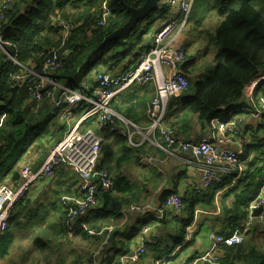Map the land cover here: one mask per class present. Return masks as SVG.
<instances>
[{
	"label": "crops",
	"instance_id": "1",
	"mask_svg": "<svg viewBox=\"0 0 264 264\" xmlns=\"http://www.w3.org/2000/svg\"><path fill=\"white\" fill-rule=\"evenodd\" d=\"M166 11L165 14L157 16V20L146 33L147 38L143 39L142 46L134 53L141 49L145 51L151 41V36L155 34V29L164 21L169 17H178V14L169 8ZM218 22L219 18L216 13L210 9V0L195 1L189 23L181 37V42L186 49L187 63L185 65H188V76L200 77L202 71L200 66L203 60L209 59L208 66L212 63L216 48L212 44L211 36ZM101 70H106L111 74L124 72L97 66L93 74L89 75V82L84 84H90L91 87L93 84L91 77ZM260 83H264V80ZM84 89L85 93H89V86H84ZM256 90L257 87L254 88V92ZM262 93H264V86L260 85L257 93L254 95L252 93L249 99L256 101ZM58 94L59 91L55 92V96ZM154 95V84L146 85V87H132L127 93L117 97L111 107L117 112L118 109L121 112H130L129 115L136 119V126L146 129L149 126L148 104ZM249 99L247 105H249ZM176 104L177 98L169 101L166 118L168 123H170L168 116L173 109L177 108ZM50 106L54 112V118L48 125V133L34 140L18 160L13 172L5 173L4 182L1 183L13 186L16 183L11 181L13 174L22 165L29 166L33 172L40 169L48 158L53 144L63 139L71 123L77 122L84 112L83 108L76 109L69 126H63L58 119L60 109L55 108L52 101H50ZM128 108H130L129 111ZM248 108L249 106L245 109ZM241 119L243 133L239 143L237 145L225 144L222 148L239 150L240 156L246 148H250L247 162H244L246 166L248 165V173L251 175L256 169L249 168L255 158L254 151L260 147L259 142L252 141V138L258 140L262 138L264 129L260 127L264 123L244 112ZM85 123L82 124L83 130L91 128L96 132L100 130L94 120L92 123ZM192 124L187 133L178 134L179 138L195 142L211 137V126L201 129L198 124L194 122ZM116 126L117 137L108 141V145L112 148V155L108 160L100 157V165L104 169L112 170L110 173L112 177L115 180L121 179L122 183L130 188L123 192L113 193L123 203L121 215L109 219L104 216L102 220L97 211L102 203H99L97 199L98 205L80 219L92 229L102 227L111 228L112 231L106 232L103 236L93 237L79 231L72 237L65 238L61 222L64 210L59 199L78 195L79 184L74 171L63 166L53 178L39 181L28 193L26 199L19 202L13 209L8 228L0 235V264H114L116 256L131 251L133 239L145 222L137 213H128L124 216L123 213L126 212L128 206L149 202L158 206L165 195L171 191L183 198L188 197L196 201L194 220L188 230L180 233L179 223L169 212L162 219V223L150 232L151 242L147 246L142 261L138 264H187L193 258L209 251L212 245L211 235L226 238L236 231H240L244 237L241 246L243 251L247 250L248 264L264 263V223L257 220L259 215L256 218L253 217V212L250 213L247 208L245 219L238 227L231 223L236 200L233 194H230V190L243 178L246 170L239 174L242 171L238 172L240 168L237 169L231 178L233 180L231 185L217 189H212L215 187L203 189L201 167L196 163L188 164L186 162L190 160L188 155L163 152L147 142L137 130L133 128L127 130L120 121ZM241 187L242 185L238 187V193ZM258 196H264V182ZM188 233H190L191 240L185 243ZM221 248L216 249L215 252L219 259L223 256ZM112 256L113 261L110 262L108 257ZM234 264H243V260L235 259Z\"/></svg>",
	"mask_w": 264,
	"mask_h": 264
},
{
	"label": "trees",
	"instance_id": "2",
	"mask_svg": "<svg viewBox=\"0 0 264 264\" xmlns=\"http://www.w3.org/2000/svg\"><path fill=\"white\" fill-rule=\"evenodd\" d=\"M156 1V5L147 11L145 10L150 0L16 2L8 12V17L0 22V46L21 66H16L10 61L2 62L4 55L0 51V184H4L1 182H4L5 173L13 172L18 160L34 140L48 133V125L54 118L50 106L51 99L46 96L52 89L51 85L44 89L40 110L35 111L34 107L28 104L30 93L27 91V83L15 80L21 73V68L40 72L44 61L60 47V35L51 24L53 15L71 20L76 28L71 31L69 40L65 43L63 50L68 54L57 72L51 75L52 80L61 87L79 93H85L84 86H89V93L86 95L90 96L93 84L90 87V84L84 83L89 82L88 77L97 66L124 72L135 66L143 50L134 52L142 46L143 39L147 38L146 33L157 20V16L165 14L169 8L164 4L160 5L159 0ZM104 3L110 17L105 27H98ZM210 9L219 18L211 36L216 54L212 63L202 68L200 77L190 75L187 77L188 90L177 98V108L168 116L169 124L176 128L178 134L187 133L193 122L204 129L210 126L209 122L212 119H223L242 107H248L247 104H240L244 90L264 72V0H210ZM144 11L145 14L141 17ZM185 64L183 70L187 73L188 65ZM94 76L91 79H94ZM258 85L253 95L257 93L260 85L264 86V83ZM230 103L234 106L224 108ZM113 111L136 126V119L129 115L130 112H121L119 109L118 112ZM90 121L86 123L93 122ZM261 128L264 129V125H261ZM99 129L97 132L102 135L103 143L97 165L110 174L112 170L101 167L100 157L105 160L110 158L112 148L108 141L117 137L118 131L117 127L113 130L111 127ZM252 141L259 142L260 146L254 151L255 158L249 167L256 168L255 173L249 175L248 165H245L243 178L230 190V194H233L236 200L231 217V223L235 227L245 219V210L259 195L264 182V135L260 140L252 138ZM250 150L246 148L242 156H239L240 163L248 159ZM232 177L224 176L223 184L212 189L231 185ZM113 181L115 188L110 193L99 192L97 195L98 202L102 203L101 208L97 210L102 220L104 216L109 219L121 215L123 203L113 193L130 189L121 179L115 180L113 177ZM240 185L242 187L238 193ZM170 193L178 195L174 191L168 192L158 206L165 202ZM179 197L183 200V210L180 220L176 221L182 233L194 220L196 201L188 197ZM139 216L145 220L144 226L154 219L152 211ZM221 249L223 256H220V251L219 256L222 264H234L235 259L248 264L247 250L243 251L242 246H226ZM113 256L108 257L110 262L113 261Z\"/></svg>",
	"mask_w": 264,
	"mask_h": 264
},
{
	"label": "built area",
	"instance_id": "3",
	"mask_svg": "<svg viewBox=\"0 0 264 264\" xmlns=\"http://www.w3.org/2000/svg\"><path fill=\"white\" fill-rule=\"evenodd\" d=\"M18 1L0 0V22L8 17V12ZM195 1L159 0L160 5L168 6L172 12L178 14V17H169L155 29L150 43L139 55L137 63L131 70L119 74H111L106 70L97 72L93 79L90 96L61 87L52 80L51 75L57 72L68 54L63 49L76 25L71 20L56 16L51 18L52 26L60 35V47L44 61L39 69L40 72L21 68V73L15 77V80L27 83V91L30 93L28 104L33 106L35 111L40 110L46 87L51 85L52 89L46 96L51 99L55 108L60 109L61 114L58 119L65 125L69 126L72 116L79 108H83L84 112L77 122L71 123L63 139L53 145L40 169L33 172L29 166L22 165L19 169V178L13 186L0 184V235L8 228V221L17 204L26 199L28 193L39 181L53 178L63 166L74 171L79 184L78 195L59 199L64 210L61 222L65 238H70L79 231L92 237L103 236L106 232L112 231L111 228L92 229L80 221L98 205L99 192L110 193L115 188L112 175L98 168L97 165L103 143L102 135L94 129H82V124L90 120H94L101 129L111 127V130L117 127L120 121L127 130L128 128L137 130L146 141L161 151L188 155L190 157V160H186L188 164L196 163L201 167L203 189L218 187L223 184L224 176L235 174L240 168L238 159L240 151L222 148V146L239 143L243 133L241 119L243 112L264 123V94H261L256 101L248 98V109L236 110L223 119H212L209 122L212 128L211 137L205 140L195 142L182 140L176 128L166 121L169 101L178 98L188 90V75L183 70L187 56L181 37L189 23ZM101 13L97 25L105 27L110 17L105 3ZM0 51L4 55L2 62L10 61L21 67L14 57L4 52L1 46ZM262 80H264V72L251 82L253 87L249 95ZM149 84H154L155 87V95L148 104L149 126L146 129H140L116 114L111 104L132 87H146ZM57 91L59 94L55 96ZM164 201L160 206H155L151 202L128 206L126 212L123 213L124 216L128 213L145 214L152 211L154 219L139 230L133 239L131 251L128 254L116 256L114 264L140 263L151 242L149 234L161 224L162 219L170 212L175 220H180L183 200L178 195L170 193ZM258 208H261V212L257 220L264 223V196H258L248 206L250 213ZM185 238V243L190 241V233ZM211 238L212 245L209 251L193 258L187 264H222L219 257L215 255L216 249L241 246L244 242L240 231L226 238L218 235H211Z\"/></svg>",
	"mask_w": 264,
	"mask_h": 264
},
{
	"label": "water",
	"instance_id": "4",
	"mask_svg": "<svg viewBox=\"0 0 264 264\" xmlns=\"http://www.w3.org/2000/svg\"><path fill=\"white\" fill-rule=\"evenodd\" d=\"M156 2H157L156 0H150V3L147 5V9L145 11H147L151 7H154L156 5ZM145 11H144V13L142 15H140L141 17L144 16ZM252 87H253V85L249 84V86L244 90V95H243V98L241 99L240 104H244V103L248 104L249 92L252 89ZM232 106H234V104L230 103L224 108L228 109V108H230ZM18 178H19V173H18V171H16V173L13 174V177H12L11 181L12 182H16V180H18ZM260 212H261V208H258L256 210H254L252 216L256 218L260 214Z\"/></svg>",
	"mask_w": 264,
	"mask_h": 264
},
{
	"label": "rangeland",
	"instance_id": "5",
	"mask_svg": "<svg viewBox=\"0 0 264 264\" xmlns=\"http://www.w3.org/2000/svg\"><path fill=\"white\" fill-rule=\"evenodd\" d=\"M209 59H205V60H203V62H201V66L200 67H205V66H208V61ZM200 70V69H199ZM203 71V70H202ZM60 114H61V111H60V113L58 114V116H60ZM122 118V117H121ZM122 119H124V118H122ZM62 122V121H61ZM132 123V122H131ZM62 124H63V126H65V123H63L62 122ZM62 140V139H61ZM60 140V141H61ZM147 142H149V141H147ZM239 165H240V170L238 171V172H240V171H242V172H240L239 174H241V173H243V171L246 169V167H245V162L243 161V162H241V163H239ZM11 217V216H10Z\"/></svg>",
	"mask_w": 264,
	"mask_h": 264
}]
</instances>
